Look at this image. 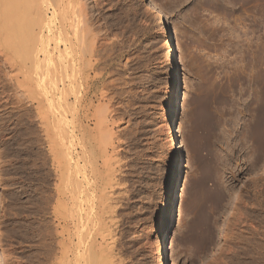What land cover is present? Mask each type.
<instances>
[{
    "label": "rangeland",
    "instance_id": "1",
    "mask_svg": "<svg viewBox=\"0 0 264 264\" xmlns=\"http://www.w3.org/2000/svg\"><path fill=\"white\" fill-rule=\"evenodd\" d=\"M241 1L102 0L99 23L111 39L131 40L120 64L139 65L136 80L115 75L124 89L115 86L123 95L114 102L133 110L128 125L119 115L121 124L112 129L126 127L118 138L126 205L112 223L115 237L105 241L119 264H264V0ZM37 80L22 71L11 75L0 61V264H31L45 236L54 244L43 264H69L71 164L57 159L53 146L40 186L45 224L28 208L27 182L40 143L41 126L31 112L41 97ZM55 81L67 120L66 101L68 108L74 101L65 92L69 76ZM101 84L90 89L92 109L105 105ZM84 110L80 122L89 142L90 110ZM51 137L46 134L47 145ZM126 141L136 145L131 152ZM239 230L245 235L237 238ZM167 242H174L170 256Z\"/></svg>",
    "mask_w": 264,
    "mask_h": 264
},
{
    "label": "bare ground",
    "instance_id": "2",
    "mask_svg": "<svg viewBox=\"0 0 264 264\" xmlns=\"http://www.w3.org/2000/svg\"><path fill=\"white\" fill-rule=\"evenodd\" d=\"M61 1L0 0V61L9 66L11 75H19L21 71L28 77H32L33 75L36 80L38 79L37 81H39L40 86H34L40 92L41 97L34 101L31 110L32 115L38 120L41 127L38 132L40 143L36 147L33 164L35 172L31 173L28 183V208L33 212L34 220L38 225L45 224L46 219L40 202V186L44 172V163L50 147L53 146V149L57 150L55 152L56 158L62 160L69 159V163L66 164L72 165L69 166V185L71 186L69 264H119L118 254L116 255L111 250L113 245L108 248L107 244L110 242L105 243V241L107 238H113L112 223L117 216L116 213L118 211L122 212L126 205L122 204V201L126 197L125 191L128 190L123 189L124 186H127L123 184L125 182H121L124 179L123 172L121 175V169L123 168H121V164L123 161L121 162L119 159L122 149L119 140L122 139V132H125L126 127L124 125V130L122 128L121 131L117 132H112V129L113 127L117 128L121 124V116L127 118H125L126 121L122 120L125 122L124 124H127L126 122L131 118L130 115L133 110L121 111L120 104L116 102L121 97L122 91H116V83H118L120 73V78L122 76L134 78L133 75H137V73L134 74V71L139 65H135V67L129 60H125V63L123 62L122 65L120 64L121 58L126 55L129 56L128 45L126 44L131 40L129 38H127L129 40L125 41L121 40L122 38L119 40L111 39V31L109 29L106 30L102 27V23H99L102 15V13H99L101 5H103L102 0H69V4L66 0V2L63 0L65 2L63 4ZM214 1L217 3L219 1L224 2V0ZM242 1L247 2L246 0ZM256 60V71L258 72L260 68L258 66L261 64ZM144 65L140 64V66ZM128 69L131 70L130 73L122 75ZM253 71L251 72L253 73ZM67 75L69 76V89L65 92L72 94L71 96L74 98V101L72 104L69 103V108L66 101L67 110L69 109V119L66 120L63 115L62 95H60L59 91L57 92L60 94L55 92L56 86L54 87V85L56 83L54 82H58L55 81L57 77L63 76L65 79ZM115 75L119 77L116 78ZM107 76L116 79L109 80ZM105 78L107 81L109 80L106 83ZM124 80L126 79L124 78ZM95 81L104 83V85H101L105 90H100L102 92L99 94V100L104 101L105 105L92 109L91 102L88 99H91L90 89ZM128 81L126 82L127 84L134 82ZM123 83L125 84V81ZM122 86L121 84L120 87L122 88ZM123 93L126 94V96L124 95L126 99L131 97V93L128 91H123ZM125 97L124 100H126ZM184 99L182 100L184 101ZM81 110L86 111V113L90 110L85 116L91 122V126L87 127V133L92 137L88 139L90 140L89 142L84 139V131L86 129L83 130L80 122V116H82L80 114ZM119 115L121 116L119 117ZM116 118L120 119L116 120ZM83 120H85L84 113ZM120 132L122 133V137L119 134ZM47 133L52 136V139L49 141L50 145L46 144ZM125 133L124 136H126ZM130 133L134 134L129 132L128 137L126 136L127 138L131 136ZM86 137L88 136L86 135ZM118 138L120 139L118 140ZM127 138L124 137L123 139ZM135 138H132V140ZM127 141L129 140L127 139ZM127 141L126 143H128ZM131 142L130 144L128 143L129 146H126L130 152L132 151V147L136 146L134 145L135 143ZM69 154L73 156L70 157L68 156ZM132 154L135 155V153ZM122 156L124 155L122 154ZM129 158H132L131 155ZM136 160L137 158L132 161ZM123 165H125V162ZM129 168L131 169V167ZM65 171H67V168ZM177 215L178 220L181 221L183 219L182 213L178 211ZM97 231L99 235L97 234L96 237H100L98 241L95 238ZM244 235L239 230L236 237L240 238ZM112 242L114 243V241ZM53 244V237L45 236L40 241L39 252L37 251L38 255L33 258L31 264H43L47 258L46 251ZM173 245L174 242H167L164 250L167 256L172 254ZM64 251L65 248L63 249ZM102 252H104V255ZM100 254L103 256L101 257Z\"/></svg>",
    "mask_w": 264,
    "mask_h": 264
},
{
    "label": "water",
    "instance_id": "3",
    "mask_svg": "<svg viewBox=\"0 0 264 264\" xmlns=\"http://www.w3.org/2000/svg\"><path fill=\"white\" fill-rule=\"evenodd\" d=\"M34 157H35V155H34ZM33 164H34V158H33ZM34 172H35V169H33V167H32L31 173L33 174ZM31 173H30V177H31ZM30 177H29V180H30ZM29 180L27 182V191H28V183H29ZM182 181H183V173H182V176H181V178L179 180V186L182 184Z\"/></svg>",
    "mask_w": 264,
    "mask_h": 264
}]
</instances>
